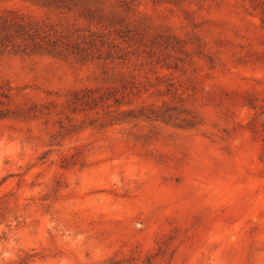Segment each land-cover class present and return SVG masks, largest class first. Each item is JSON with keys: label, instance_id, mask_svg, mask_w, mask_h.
<instances>
[{"label": "rangeland", "instance_id": "374dc122", "mask_svg": "<svg viewBox=\"0 0 264 264\" xmlns=\"http://www.w3.org/2000/svg\"><path fill=\"white\" fill-rule=\"evenodd\" d=\"M0 264H264V0H0Z\"/></svg>", "mask_w": 264, "mask_h": 264}]
</instances>
